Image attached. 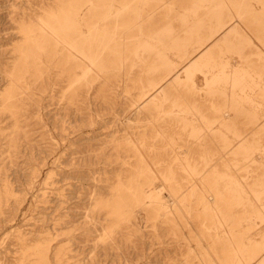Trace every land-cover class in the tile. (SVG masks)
<instances>
[{"label":"rangeland","instance_id":"374dc122","mask_svg":"<svg viewBox=\"0 0 264 264\" xmlns=\"http://www.w3.org/2000/svg\"><path fill=\"white\" fill-rule=\"evenodd\" d=\"M0 264H264V0H0Z\"/></svg>","mask_w":264,"mask_h":264},{"label":"bare ground","instance_id":"6f19581e","mask_svg":"<svg viewBox=\"0 0 264 264\" xmlns=\"http://www.w3.org/2000/svg\"><path fill=\"white\" fill-rule=\"evenodd\" d=\"M236 87V86H235Z\"/></svg>","mask_w":264,"mask_h":264}]
</instances>
